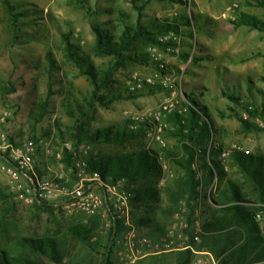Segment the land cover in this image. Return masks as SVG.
<instances>
[{
    "label": "rangeland",
    "instance_id": "1",
    "mask_svg": "<svg viewBox=\"0 0 264 264\" xmlns=\"http://www.w3.org/2000/svg\"><path fill=\"white\" fill-rule=\"evenodd\" d=\"M4 1L0 0V132L37 143L36 169L41 175L65 172L73 176L77 159L89 161L98 155L102 144L89 143L97 130L112 127L114 135L118 129H133V123L137 124L134 130L144 127L139 118L159 111L171 97L163 83L172 76L173 84L181 87L179 95L198 103L193 104L199 114L196 121L207 120L211 125L209 141L196 147L192 164L200 184L193 193L187 190L188 155L180 141L181 124L174 113L163 112L165 146L151 139L146 127L140 139L143 145L138 146L137 140L125 144L129 150L145 146L149 153L157 151L163 168L158 203L147 197L141 206L134 200L139 186L124 178L132 195L134 223L139 217H151V225L137 226L157 240L164 235L156 230L157 223L167 228L183 220L194 226L196 221L202 225L207 215L223 216V207L216 205L232 204L228 199L232 188L256 199L255 183L234 154L264 159V120L246 110L264 105V32L238 23L242 14L264 21V0H8L16 19ZM144 4L142 22L157 42L137 40L125 53L138 59L124 66L116 56L98 54L95 26L105 39L120 41L127 27L137 26L138 8ZM168 23L181 24L180 32L161 29ZM67 39L84 63L70 59ZM89 64L99 80L107 72L111 76L110 86L99 92L104 102L92 107L94 85L84 72ZM134 82H142L143 87L131 91ZM241 117L263 129H247ZM66 149L72 154L78 151L73 165L66 161ZM8 167L0 157V194L4 196L0 197V248L20 256L22 239L28 236L45 241V264H104L108 245L114 244L117 261L121 223L114 225L109 201L94 210L67 202L34 203L23 195L26 180L13 178ZM44 205L49 208H41ZM241 241L254 242L245 233ZM30 256L38 260L33 253ZM255 258L256 254L248 256L247 264H257ZM119 264L125 263L120 260Z\"/></svg>",
    "mask_w": 264,
    "mask_h": 264
},
{
    "label": "trees",
    "instance_id": "2",
    "mask_svg": "<svg viewBox=\"0 0 264 264\" xmlns=\"http://www.w3.org/2000/svg\"><path fill=\"white\" fill-rule=\"evenodd\" d=\"M4 2L8 7L9 13L12 14L16 19L17 14H14L11 3L8 0H5ZM261 3L264 5V1ZM144 7L145 4L138 8L139 15L137 26L135 28L127 27L124 30L120 41H115L114 39H105L101 29L95 26L94 30L96 31L97 35L96 51L98 54L116 56L118 64H122V66H124L127 62H134L138 59L137 56L127 55L125 53L129 51L132 46H134L137 40L145 39L148 42H157L153 37V32L150 31L142 22ZM186 22H189L188 18H186ZM238 24L249 25L259 31L264 32V21L258 19L255 16L242 14ZM180 27L181 24L179 23H168L161 29L164 31H175L176 33H179ZM66 43L67 52L70 59L75 62L77 61L78 64H81L80 62L84 63L85 61H83V58L80 56V51L70 43L69 39L66 40ZM81 68L83 67L81 66ZM84 72L89 75L91 82L94 85L89 106L92 107L96 102L103 103V96L100 95L99 92L110 86V74L107 72L104 78L99 80L95 73L94 67L90 64L88 65L87 69H84ZM230 98L239 101V98H237L235 95L231 94ZM190 99L192 98L190 97ZM191 103L195 105L198 104L193 99ZM246 110L251 117L261 118L264 120V105H262L261 108L256 107L253 109L246 107ZM189 111L191 115L187 121L185 119L187 115L182 118L177 113L174 112V114L177 116V121L179 119L181 124V129L179 132L181 145L188 155L187 161L184 165L185 170L187 171V190L193 193L197 185L200 184V179L196 177V173L192 169V164L197 153L196 147L209 141L211 125L207 120L198 123L196 121V118L199 117L198 112L193 108H190ZM86 114L87 113H85V115ZM241 121L243 125L249 130L263 129L256 123L244 117H241ZM111 129L112 127L104 130H97L91 135L92 137L89 140V143L102 144V147L99 148L98 155L94 156L92 159H89L91 166L101 171L103 175H111L114 178H126L130 183L138 185L139 190L137 191L134 200L141 206L145 205V198L147 197H150L157 203L161 202L160 190L157 187L158 181H160L163 175L162 165H160L157 161L159 158V153L157 151H151L153 154L149 153L145 146L138 147L136 150H129L125 145L135 140H137L138 146L143 145L140 139L145 136V126L143 127L142 125L137 130L129 129V127H127V129H118L114 135L111 134ZM202 148L204 151L205 148ZM65 157L66 161L70 165H73V154L70 153L68 149L65 150ZM234 157L241 167L252 177V180L255 183L254 193L256 194V199H248L243 197L240 195L238 189L232 188V195L228 197L232 204L223 207L222 209L224 213L231 214L230 220L234 218L236 222L239 220L246 225L250 224L254 229H258L259 223L257 221V215H264V159L255 157L251 154H245L243 152L234 154ZM212 163L215 167H220L218 161L213 160ZM210 173L213 176L212 170H210ZM2 196L3 195L0 194V197ZM244 202H254L256 203V206L243 204ZM217 204L219 205L222 203ZM41 208L49 207L44 205ZM152 221L154 220L151 219V217H139L137 224L139 226H146L151 225L149 222ZM156 226V230L160 231V235L165 234L169 227L163 228V226L159 225V223H157ZM257 232L258 234L260 233L259 229ZM244 233L246 234L247 238L248 235L251 236L250 230L246 229ZM251 238L256 241L258 239L259 242L264 241V238L260 234L258 236H251ZM22 241L24 251L20 256H12L7 249L0 248V264H45V262L42 260V256H48V252L46 250L47 245L44 243L45 241L43 239H36L34 237L28 236H24ZM246 243L247 242L245 241V243L242 244L243 249H246L245 247L249 245V243ZM50 244H52V242H49L48 247H52ZM113 246L114 244L108 245L107 251L105 253L104 264H113V258L115 255V249ZM30 252H32L35 256H38V260L32 258V256H30L32 253ZM192 254L193 253L191 250L186 252L188 257H192ZM247 257L248 253H246L244 258H242L241 261L237 262L236 264H247ZM253 261L257 264H264V252L256 253V258L253 259Z\"/></svg>",
    "mask_w": 264,
    "mask_h": 264
},
{
    "label": "built area",
    "instance_id": "3",
    "mask_svg": "<svg viewBox=\"0 0 264 264\" xmlns=\"http://www.w3.org/2000/svg\"><path fill=\"white\" fill-rule=\"evenodd\" d=\"M163 84L170 89L171 97L162 103L159 111L147 112L139 120L145 125L151 139L165 146L162 113L175 112L184 118L190 108L195 109V107L179 95L181 87L173 84L172 76L165 77ZM142 87V82H134L130 90L136 91ZM131 128L136 129L137 124H131ZM65 144L67 148H71L70 142ZM37 154L38 145L34 140L21 141L11 137L6 131L0 132V157L8 164V171L13 178L18 180L21 176L26 180L23 195L28 200L38 204L67 202L87 210H94L103 204L104 200L110 202L114 225L121 223L120 238L116 240V244L118 257L125 264H133L140 258L172 250L190 249L198 253L195 246L202 242L203 232L199 221L192 226L186 221L175 220L163 236L154 240L147 234L141 233L132 220V195L125 186L124 178L103 175L101 171L93 168L88 160L81 158L75 163L73 176L65 172H54L43 176L36 169ZM73 154L77 158L78 151L74 150ZM257 217L260 218L261 214ZM199 263L206 264L203 258L199 259Z\"/></svg>",
    "mask_w": 264,
    "mask_h": 264
},
{
    "label": "crops",
    "instance_id": "4",
    "mask_svg": "<svg viewBox=\"0 0 264 264\" xmlns=\"http://www.w3.org/2000/svg\"><path fill=\"white\" fill-rule=\"evenodd\" d=\"M243 204L256 206L254 202H244ZM224 206L220 204L216 205V207ZM225 214L223 213L224 217H218L217 215L216 219H213L210 215L205 217L202 224V242L196 244L195 249L198 253L192 251V257L186 255V252L190 249H179L149 255L138 259L136 262L139 261L141 264H201L199 263V259L203 258L206 264H236L244 258L246 253L251 257L256 253L264 252V241L259 242L258 239L257 241L252 239L254 242H250L245 247L246 249H243L241 241V236L246 229L251 231V236H258L260 234L264 238V215L257 218L259 223L258 229L260 231L258 234V229H254L250 224L246 225L239 220L236 222L234 218L230 220L231 214ZM116 259L117 261H114L113 258V264H119L118 254L116 255Z\"/></svg>",
    "mask_w": 264,
    "mask_h": 264
}]
</instances>
